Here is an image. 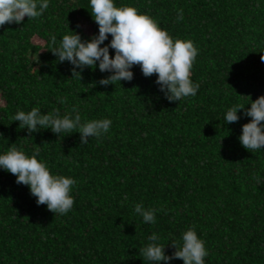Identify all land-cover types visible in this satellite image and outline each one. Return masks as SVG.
Instances as JSON below:
<instances>
[{"label":"trees","instance_id":"trees-1","mask_svg":"<svg viewBox=\"0 0 264 264\" xmlns=\"http://www.w3.org/2000/svg\"><path fill=\"white\" fill-rule=\"evenodd\" d=\"M0 264H264V0H0Z\"/></svg>","mask_w":264,"mask_h":264}]
</instances>
